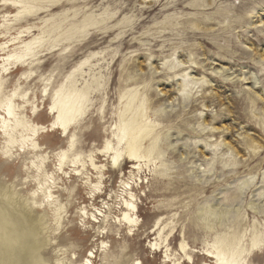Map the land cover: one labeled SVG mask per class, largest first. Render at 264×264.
Here are the masks:
<instances>
[{
	"label": "rangeland",
	"instance_id": "obj_1",
	"mask_svg": "<svg viewBox=\"0 0 264 264\" xmlns=\"http://www.w3.org/2000/svg\"><path fill=\"white\" fill-rule=\"evenodd\" d=\"M20 1L0 0V43H38L32 65L0 67V97L16 92L30 124L49 126L47 94L94 55L83 70L90 106L70 133L46 129L37 156L14 148L12 158L0 134V200L21 208L29 243L47 240L43 264H187L181 244L193 264H214L203 254L216 239L239 263L264 264V0ZM122 95L142 104L163 153L135 171L96 151L112 139ZM39 182L59 216L31 206ZM128 194L134 227L119 221Z\"/></svg>",
	"mask_w": 264,
	"mask_h": 264
},
{
	"label": "bare ground",
	"instance_id": "obj_2",
	"mask_svg": "<svg viewBox=\"0 0 264 264\" xmlns=\"http://www.w3.org/2000/svg\"><path fill=\"white\" fill-rule=\"evenodd\" d=\"M8 1L16 2L18 4L22 3L20 0H5V2ZM5 5L16 7L15 3ZM21 13H24V15H30L33 11L24 9ZM37 41L38 39L35 38L21 44V46L17 48L19 49L18 52H16V49L14 48H12L13 50L10 49V47L13 46V43H0V52L2 53V56L0 57L1 70L6 72L8 70L6 69L8 66L15 64H18L17 70L22 69L25 68V64L28 61H30V65H32L31 63L33 60H31V58L33 57V49L35 48L33 46L38 43ZM92 57H94V55H92ZM89 59L81 60V62L69 71L63 82L58 87H54L52 91L47 94L51 101L48 105L49 114L53 116V120L47 127L38 124H30L24 114L25 111L22 110L23 107L19 106V104L16 105L14 102V99L17 97L16 92H12V94H7L5 96L3 94V96L0 97V110L2 111L0 112V134L3 139L1 155L4 158H12V151L14 148H17L15 151L18 152L19 150L25 151L28 147H30L27 149L29 153L33 152L37 156V153L40 152V144L35 142V139H38L39 135H41L44 130L47 129V132L48 130L61 131L67 135L71 132L73 127L77 126L78 122L84 116L86 109L90 106V94L94 91L92 89V85L94 83L89 85L84 79L85 73L83 70L87 66L89 68ZM9 74L10 73H8V75ZM22 76H24V74H22ZM90 79L92 80V78ZM97 85L96 87H99V84ZM46 88L47 86L44 88L45 91ZM93 88L95 89L94 86ZM24 98V95L21 96V100ZM123 99H125V101L122 103V110L119 112V122L113 129L112 139L109 140L108 138L105 140L102 148L96 151L98 155L104 156L107 159L111 168L120 167L123 162L129 161L132 163V169L134 170L139 166H136V164L141 162H151L153 159H160L161 156H163V153L158 149V135L155 133L151 134V124L147 122V119L143 114L142 104L132 107L135 95H129L127 98H125V95H122L120 100L122 101ZM34 111L35 109H32L33 114ZM144 140H146V143L148 142L147 146H143L145 145V143H143ZM28 142L29 144H27ZM72 144L73 138L69 141L70 148L72 147ZM65 157L66 152H61L58 155L60 167L63 164ZM89 157L92 158L91 156H88V158ZM76 159L77 158L75 157L74 160L76 161ZM92 161L93 160L90 162V167L93 168L95 172L97 171L96 174L103 176L104 166H97ZM31 165V167L36 168L33 163H31ZM81 165L84 167L83 163ZM80 171V169L76 168L73 176L78 177ZM120 183L125 191L131 190V186L128 182L123 181ZM39 185L40 196L37 195V200H31V206L35 209H40L42 207L52 209L53 206L55 216H59L63 207L60 204H56L58 202L57 197H53V192L50 191V188H43L44 183L39 182ZM35 193L36 192L31 193L30 196L35 198ZM128 195L129 200L123 201L122 208L124 212L122 214V220L119 219V221H123L131 227H134L135 207L130 200L132 195ZM6 205L7 204L5 202L0 200V264H43V259L41 258L40 253L47 246V240H43L40 236L33 242V244L29 243L25 237L26 234H20V231L25 229L26 226V217L24 216L21 208L19 207L14 209L11 206L7 208ZM96 210L98 213L93 217L97 218L96 216H103L101 210ZM260 246L261 243L254 239L251 244V250H259ZM180 251L181 253L184 252L183 262L187 261V264H193L192 258L185 254V247L183 244L180 245ZM203 256L214 260V264H244V262L239 263L235 259L234 254L227 255L220 239H216L211 245L210 250H206ZM91 258H93V252L88 253L87 259ZM54 264L61 263L59 261H55ZM84 264H90L89 260L85 261ZM174 264H178V262H174Z\"/></svg>",
	"mask_w": 264,
	"mask_h": 264
}]
</instances>
